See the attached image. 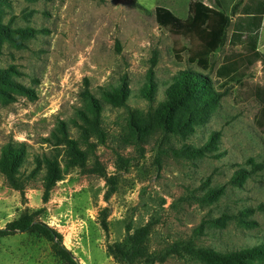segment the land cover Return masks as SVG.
<instances>
[{
	"label": "rangeland",
	"instance_id": "obj_1",
	"mask_svg": "<svg viewBox=\"0 0 264 264\" xmlns=\"http://www.w3.org/2000/svg\"><path fill=\"white\" fill-rule=\"evenodd\" d=\"M194 1L0 0V25L6 28L0 35V147L25 142L29 161L52 152L61 170L47 198L39 183L16 191L0 175V229L37 219L62 236L77 264H117L108 246L123 242L128 227L132 234L145 225L147 251L135 264H210L199 258L200 250L264 243V212L258 209L264 204V170L250 173L248 164L264 160V70L256 62L241 69L239 82L224 86L215 70L226 55L243 53L227 43L210 56V69L190 63L189 41L158 27L154 8L185 19ZM257 49L264 54V17ZM153 57L155 96L149 101L139 91ZM184 70L208 75L217 91H225L208 121L126 142L130 119L156 110L171 78ZM120 87L128 94L124 105L104 95ZM85 91L102 106L106 136L91 138L88 159L70 167L53 133L64 125L71 139H79L78 112L89 105ZM212 134L210 154L171 152L198 149ZM238 170L246 174L235 185L231 178ZM220 187L221 193L204 198ZM0 264L66 262L44 238L18 233L0 237ZM243 264H264V258Z\"/></svg>",
	"mask_w": 264,
	"mask_h": 264
},
{
	"label": "trees",
	"instance_id": "obj_2",
	"mask_svg": "<svg viewBox=\"0 0 264 264\" xmlns=\"http://www.w3.org/2000/svg\"><path fill=\"white\" fill-rule=\"evenodd\" d=\"M264 17V0H195L188 9L185 19L175 16L168 9L157 6L154 8V20L158 27L166 28L187 39L190 43L188 61L203 71L211 68L210 56L223 47H240L243 53H232L223 58L221 65L215 70L217 79L223 85L237 81L243 77L242 68H248L256 62L262 64L264 70V54L257 49L258 35ZM228 29L230 34L228 35ZM29 30H24L27 33ZM6 28L0 25V35ZM156 57L151 59V66L147 73V83L140 89L139 94L153 101L155 89L153 68ZM0 72V80H1ZM86 96L89 105L78 112L80 122L79 139H71L64 125L53 133L56 145L65 146L67 164L70 167L83 164L92 152L94 144L91 138L103 140L106 136L101 125L102 106L88 91ZM225 91H217L208 75L191 70L179 71L171 78L170 84L164 91V100L154 111L145 116L131 118L127 133L123 139L130 142H145L153 135H164L171 131L184 129L186 126L203 125L215 112ZM104 95L116 105H124L128 98L127 91L122 87L108 88ZM184 108V109H182ZM77 122V121H76ZM215 136L200 148L190 151L171 148L176 156L207 155L215 150L213 145ZM50 142V139H45ZM82 146H85L82 148ZM29 149L25 142L10 140L0 147V175L4 177L7 187L16 191H24L39 183L43 197L47 198L54 184L61 179V170L57 154L42 153L32 155L29 161ZM219 157L218 155H213ZM250 173L264 170V160L255 162L248 160ZM246 171H236L231 181L238 184L243 180ZM222 187L210 189L204 198L218 195ZM264 212V204L259 206ZM106 230V226L104 225ZM127 235L123 242L108 246V253L117 264H135L147 251V241L150 234L148 225L139 227ZM18 233H32L39 235L52 244L53 253L66 264H77L71 253L62 245V236L45 223L37 220H18L7 223L0 229V237H10ZM199 258L210 264H243L245 260L264 258V243L252 247H245L234 251H216L204 248L198 252Z\"/></svg>",
	"mask_w": 264,
	"mask_h": 264
}]
</instances>
